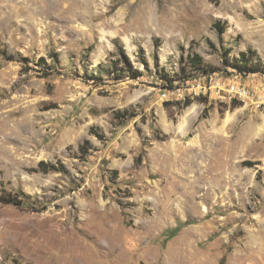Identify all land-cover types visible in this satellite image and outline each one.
I'll list each match as a JSON object with an SVG mask.
<instances>
[{"label":"rangeland","instance_id":"rangeland-1","mask_svg":"<svg viewBox=\"0 0 264 264\" xmlns=\"http://www.w3.org/2000/svg\"><path fill=\"white\" fill-rule=\"evenodd\" d=\"M122 49L141 77L107 74ZM248 49L257 73L224 68ZM189 53L252 95L167 87L161 71L207 74ZM9 191L23 199L0 202V264H264V0H0Z\"/></svg>","mask_w":264,"mask_h":264},{"label":"trees","instance_id":"trees-1","mask_svg":"<svg viewBox=\"0 0 264 264\" xmlns=\"http://www.w3.org/2000/svg\"><path fill=\"white\" fill-rule=\"evenodd\" d=\"M215 26L218 27L221 31H224L223 30L224 27H222L219 24V22H217ZM229 51L230 50H224L223 52L224 68L233 67L241 74L257 73L259 71V66L261 67L259 60H257V62L252 61V59L255 56L253 50L248 49L247 51H241L239 53V56H234V57H231L229 55L230 53ZM41 60L46 63V60L44 58H41ZM187 62L189 66H192L201 72L207 73L203 75H208L212 72L214 73L219 70L217 66L209 62H206L199 53H189ZM109 63H110L109 64L110 72H108L107 74L112 72L117 76L119 75H121V77L130 76L131 78H139L143 75V71L139 68H136L133 65L132 60L130 59V57L128 56V54L124 49L120 50V56L117 59L110 60ZM102 69L103 67H101V70ZM91 76L93 77L90 78L96 81L101 80L102 78L101 74H96L95 72H92ZM158 76L162 78V80L165 83H167V87H173L176 80L181 81V79H184L182 81L184 83L186 82V80H189L188 77H190L189 74L188 75L186 74V75H182L180 78H171L169 74H166L162 71L158 73ZM135 115L137 114L133 113L132 109L116 111V116L120 119L129 118L130 116H135ZM91 131L92 133H96L98 137L101 139L104 137V135L101 132H99L97 128L93 127ZM90 148H92V143L89 139H85L84 142L79 146V150L81 154L84 156H87L89 154ZM257 163L258 162L250 161V162H246V165L253 166ZM38 167L41 169V171L46 173L51 171H58V172L67 171L66 165L63 162H50V161L47 162L42 160L39 162ZM113 172L116 174L117 170H113ZM259 172H262V170H259ZM15 194L18 195L19 193L16 191ZM19 196L26 197V194L20 191ZM22 199L23 198L17 200V198L14 196V193H12V191L6 193L5 192L0 193V202L3 203L19 204L22 202Z\"/></svg>","mask_w":264,"mask_h":264},{"label":"built area","instance_id":"built-area-1","mask_svg":"<svg viewBox=\"0 0 264 264\" xmlns=\"http://www.w3.org/2000/svg\"><path fill=\"white\" fill-rule=\"evenodd\" d=\"M218 75V73H215ZM189 86H193V90L199 95H209L230 99H246L250 97L251 90L245 84L238 81H225L211 75L198 76L192 80H186ZM184 84V83H183ZM183 86V85H182ZM188 86V87H189ZM181 87L178 88L180 90Z\"/></svg>","mask_w":264,"mask_h":264}]
</instances>
